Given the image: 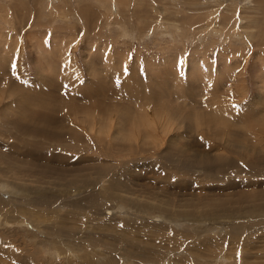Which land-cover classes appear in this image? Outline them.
<instances>
[{
	"label": "rangeland",
	"instance_id": "obj_1",
	"mask_svg": "<svg viewBox=\"0 0 264 264\" xmlns=\"http://www.w3.org/2000/svg\"><path fill=\"white\" fill-rule=\"evenodd\" d=\"M0 264H264V0H0Z\"/></svg>",
	"mask_w": 264,
	"mask_h": 264
},
{
	"label": "bare ground",
	"instance_id": "obj_2",
	"mask_svg": "<svg viewBox=\"0 0 264 264\" xmlns=\"http://www.w3.org/2000/svg\"><path fill=\"white\" fill-rule=\"evenodd\" d=\"M49 114V113H47ZM40 115H38V118L41 122H50L51 121V118H52V115H45L43 114L41 117H39ZM42 132V131H41Z\"/></svg>",
	"mask_w": 264,
	"mask_h": 264
}]
</instances>
